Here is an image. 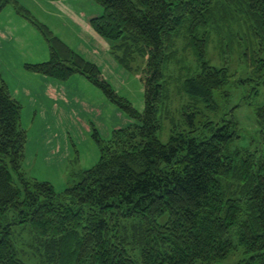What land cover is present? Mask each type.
<instances>
[{
    "label": "trees",
    "instance_id": "16d2710c",
    "mask_svg": "<svg viewBox=\"0 0 264 264\" xmlns=\"http://www.w3.org/2000/svg\"><path fill=\"white\" fill-rule=\"evenodd\" d=\"M92 1L103 14L91 27L110 42L113 57L129 69L145 61L142 113L15 0H0V13L12 6L48 47L49 60L25 65L27 71L60 81L78 75L135 121L109 140L93 130L98 163L57 192L23 166L21 105L0 76V264H29L19 244L26 231L37 264H216L238 248L244 258L237 264H264V104L255 108L259 138L253 149L232 150L241 137L230 112L239 107L223 113L218 107L215 93L226 86L227 70L212 66L207 56L217 25L240 11L257 37L258 57L264 50V0ZM180 37L197 62L182 83L190 98L187 130L162 143L158 114L170 101L166 72L177 60Z\"/></svg>",
    "mask_w": 264,
    "mask_h": 264
},
{
    "label": "rangeland",
    "instance_id": "374dc122",
    "mask_svg": "<svg viewBox=\"0 0 264 264\" xmlns=\"http://www.w3.org/2000/svg\"><path fill=\"white\" fill-rule=\"evenodd\" d=\"M222 15V12H218L217 18L221 20ZM232 16L236 18L233 20ZM211 37V43L207 49L209 63L216 68L227 70L226 86L222 91L215 93V100L222 113L226 108L239 107L230 112L238 123L241 137L232 144L231 149L251 151L259 138L255 108L264 104V63L257 61L258 57L264 60V50L258 54V57L254 55L259 48L257 37H253L251 23L240 11L234 12V15L220 22ZM239 40L241 41L238 42ZM260 43L264 47V38ZM69 50L86 62L94 64L117 97L130 103L138 113L143 112L144 87L141 82V70L145 61H136L133 69L124 67L111 54V44L107 56L99 61H87L71 48ZM174 50L177 52V60L167 67L166 72L170 101L166 109L158 114L157 136L162 143H166L172 135L187 130L184 115L185 107L190 104V98L183 93L182 83L197 70L194 54L186 46L183 37L175 41ZM244 51H247V57ZM75 77L76 79L82 78L76 75L66 81H57L65 85ZM90 85L93 87L92 84ZM77 87L78 92L75 94L86 93L84 96H87L91 102L95 100V95H89L78 85ZM62 92L64 95V91ZM10 93L15 99L13 91ZM226 94H229L227 98H225ZM18 102L21 105L19 124L26 132L23 166L31 178L49 182L57 192H61L73 183L74 174L90 169L98 163L100 150L92 138L93 130H96L102 140H109L112 129L109 124L104 128L94 127L86 104L84 105L77 99L67 103V95H64L61 102L44 99L42 102L44 114H35L25 101ZM106 102L109 107L120 111L122 129L135 123L123 109ZM98 108L105 117L111 114L110 108ZM199 109L211 120H217L202 106L199 105ZM198 120L200 124L205 125V121L200 118ZM20 237L19 244L24 259H29L27 261L29 264H37L33 257V245H30L32 243L31 233L26 231L21 233ZM243 258V251L238 248L229 259L216 264H237Z\"/></svg>",
    "mask_w": 264,
    "mask_h": 264
},
{
    "label": "crops",
    "instance_id": "0c3cea01",
    "mask_svg": "<svg viewBox=\"0 0 264 264\" xmlns=\"http://www.w3.org/2000/svg\"><path fill=\"white\" fill-rule=\"evenodd\" d=\"M33 18L45 25L53 35L87 61L103 60L110 42L98 36L91 27V20L102 16L103 9L92 0H15ZM49 60L48 47L39 32L12 6L0 13V74L17 101H25L33 113L44 114L42 102H61L67 95V103L78 100L89 108L93 126L110 125L112 132L121 128V113L107 105L104 95L91 87L83 78H73L65 85L57 80L27 71L25 65L45 63ZM95 95L89 100L86 93L80 95L78 87ZM96 88V89H95ZM64 91V95L63 92ZM99 103V104H97ZM98 107L109 109L105 117ZM91 131L90 128H88Z\"/></svg>",
    "mask_w": 264,
    "mask_h": 264
}]
</instances>
